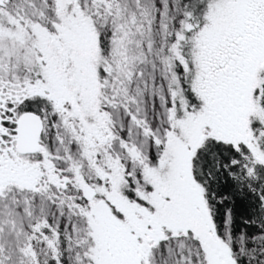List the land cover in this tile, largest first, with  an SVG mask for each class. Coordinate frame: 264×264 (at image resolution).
<instances>
[{
    "label": "snow or ice",
    "instance_id": "obj_1",
    "mask_svg": "<svg viewBox=\"0 0 264 264\" xmlns=\"http://www.w3.org/2000/svg\"><path fill=\"white\" fill-rule=\"evenodd\" d=\"M0 264H264V0H0Z\"/></svg>",
    "mask_w": 264,
    "mask_h": 264
}]
</instances>
